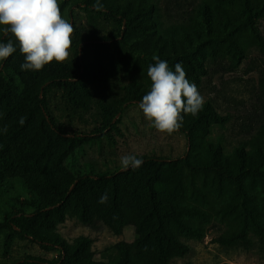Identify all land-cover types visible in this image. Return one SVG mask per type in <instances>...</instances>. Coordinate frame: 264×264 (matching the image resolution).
<instances>
[{"label": "trees", "instance_id": "16d2710c", "mask_svg": "<svg viewBox=\"0 0 264 264\" xmlns=\"http://www.w3.org/2000/svg\"><path fill=\"white\" fill-rule=\"evenodd\" d=\"M72 0H63L61 14ZM75 0L93 21L110 29L74 28L69 59L53 61L40 71L21 70L24 56L11 33L16 52L0 64V188L13 193L20 208L0 220V233L15 232L44 250L56 249L53 260L25 256L12 264H170L190 249L181 237L203 240L218 221L227 229L221 246H252L256 235L264 250V149L249 153L237 147L231 156L207 140L212 124L224 123L211 101L197 116L185 115L176 132L186 136L185 156H136L139 168L114 174L71 172L65 161L84 143L101 137L113 142L117 119L127 106L139 104L151 85L147 76L153 56L174 71L182 64L186 78L198 87L208 74L207 62L230 56L236 63L257 50L264 57V0H203L197 17L178 38L158 28L157 8L150 0ZM231 69V68H229ZM258 102L264 110V62L259 68ZM63 105L54 107L52 94ZM97 112L90 132H74L70 122ZM25 122L20 124V118ZM7 131H3V129ZM19 179L27 197L17 194ZM107 193L106 203H99ZM31 208L33 212L26 209ZM67 218L84 225L102 223L115 236L134 232L132 242H119L99 261L94 241L80 236L72 244L52 232Z\"/></svg>", "mask_w": 264, "mask_h": 264}, {"label": "rangeland", "instance_id": "374dc122", "mask_svg": "<svg viewBox=\"0 0 264 264\" xmlns=\"http://www.w3.org/2000/svg\"><path fill=\"white\" fill-rule=\"evenodd\" d=\"M63 0H59V4ZM72 0L64 10L62 17L73 25V28L86 32L93 26L97 29H110L103 20L93 21L82 7L74 5ZM157 8L159 31L167 36L179 37L184 27H188L197 17V9L203 0H150ZM0 26V36L3 32ZM264 35V20L260 22ZM1 40V39H0ZM1 42V41H0ZM264 57L257 51L251 50L249 57L241 63L230 56L210 59L207 62L208 74L202 78L197 87L205 102L211 101L219 114L228 120L220 124H212L207 140L219 143L225 156H231L237 147L244 146L249 153L258 148L264 149V110L258 102L259 68L263 65ZM2 61H0V64ZM231 68V69H229ZM150 86L146 87V92ZM56 106L63 105L60 93L52 94ZM96 110L76 118L70 122L64 114H60L62 122L70 125L74 132H90L95 126ZM117 130L112 132L113 142L106 137L84 143L65 161L67 168L73 172L92 173V167L100 173L114 174L122 169L120 158L125 155H156L168 158H178L186 155L187 139L180 132L166 134L157 131L144 118L139 104L126 107L124 113L117 119ZM92 166V167H91ZM17 194L27 197L19 179L12 180ZM13 193H7L0 188V220L6 215L11 218L12 208H20L14 200ZM28 212L33 209L27 208ZM226 227L218 221H213L207 227L203 240L181 237L190 252L183 258H175L170 264H264V250L259 238L251 234L252 246L249 250L243 247H224L216 240L226 231ZM59 235L72 244L80 236H86L94 241L93 250L96 259H108L106 250L119 242H132L134 232L127 230L121 236H115L100 222L94 225H84L77 219L67 218L58 225L52 235ZM60 251L44 250L39 245L26 239H21L15 232L0 233V264H12L25 256L41 257L47 260L56 259Z\"/></svg>", "mask_w": 264, "mask_h": 264}, {"label": "clouds", "instance_id": "9594fccd", "mask_svg": "<svg viewBox=\"0 0 264 264\" xmlns=\"http://www.w3.org/2000/svg\"><path fill=\"white\" fill-rule=\"evenodd\" d=\"M94 7L103 10L99 0ZM0 26L19 44L24 56L21 70L40 71L53 61L64 63L69 59L74 28L62 17L59 0H0ZM16 50L12 39L0 42V61L11 57ZM152 59L155 63L147 70L150 90L143 96L139 109L152 127L170 135L183 126L185 115L197 116L205 100L196 84L186 78L182 64L177 63L173 71L159 56ZM19 122L23 125L25 118L21 117ZM142 163V159L132 154L120 158L124 170L139 168ZM107 200L105 193L98 202Z\"/></svg>", "mask_w": 264, "mask_h": 264}]
</instances>
